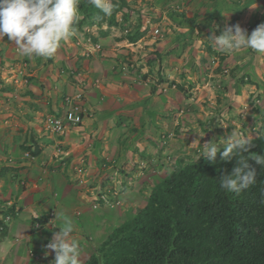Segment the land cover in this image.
I'll return each mask as SVG.
<instances>
[{
	"label": "crops",
	"instance_id": "crops-1",
	"mask_svg": "<svg viewBox=\"0 0 264 264\" xmlns=\"http://www.w3.org/2000/svg\"><path fill=\"white\" fill-rule=\"evenodd\" d=\"M139 1V22L124 7L122 25H86L53 58L25 57L0 39V264H54L46 241L65 219L85 264L204 143L262 129L264 55L224 54L208 38L237 23L251 34L264 0ZM80 91L83 121L49 132L46 117L63 116Z\"/></svg>",
	"mask_w": 264,
	"mask_h": 264
},
{
	"label": "trees",
	"instance_id": "trees-1",
	"mask_svg": "<svg viewBox=\"0 0 264 264\" xmlns=\"http://www.w3.org/2000/svg\"><path fill=\"white\" fill-rule=\"evenodd\" d=\"M112 2L108 17L82 0L78 25L122 24L128 13L122 22L116 14L125 0ZM261 131L252 138L249 158L264 155ZM200 156L154 185L146 205L114 228L85 264H264V166L251 160L257 182L229 193L219 177L231 172L238 157L225 162L218 154L212 164Z\"/></svg>",
	"mask_w": 264,
	"mask_h": 264
},
{
	"label": "clouds",
	"instance_id": "clouds-1",
	"mask_svg": "<svg viewBox=\"0 0 264 264\" xmlns=\"http://www.w3.org/2000/svg\"><path fill=\"white\" fill-rule=\"evenodd\" d=\"M80 3L81 0H0V39L7 35L25 57L53 58L64 43L78 34ZM87 3L108 17L112 16L115 7L112 0H87ZM208 40L224 54L250 49L264 55V23L259 24L251 34L237 23L226 27L219 36L213 34ZM261 138H264V131H261ZM251 147V137L234 131L227 140L214 138L204 143L200 157H205L212 164L216 163L218 154L225 162L238 157L231 172L222 171L219 177L223 190L238 194L257 182L256 169L250 161L264 166V155L256 154L249 158L247 154L251 153ZM58 215L56 211V217ZM59 228L60 231L47 245L55 252L54 264H83L80 242L73 235V221L65 219Z\"/></svg>",
	"mask_w": 264,
	"mask_h": 264
},
{
	"label": "built area",
	"instance_id": "built-area-1",
	"mask_svg": "<svg viewBox=\"0 0 264 264\" xmlns=\"http://www.w3.org/2000/svg\"><path fill=\"white\" fill-rule=\"evenodd\" d=\"M154 34H159L160 29L155 28L153 31ZM94 47L99 50L101 48L100 43H95ZM84 94L82 91L77 92L72 96L66 98L68 108L63 116L48 115L45 119L46 129L53 134H63L68 127L72 125L80 124L83 121V117L86 113L82 105V99ZM57 122L59 123V128L57 127ZM117 192H114L113 195L102 196V199L105 203L114 204V198L116 197ZM95 207H98V204H95ZM1 224V223H0ZM4 229L3 224L0 225V231ZM51 241H47V245Z\"/></svg>",
	"mask_w": 264,
	"mask_h": 264
},
{
	"label": "rangeland",
	"instance_id": "rangeland-1",
	"mask_svg": "<svg viewBox=\"0 0 264 264\" xmlns=\"http://www.w3.org/2000/svg\"><path fill=\"white\" fill-rule=\"evenodd\" d=\"M82 1V0H81ZM125 3H126V5H125V7H128L129 5H131L132 7H133V11H135L134 13H132L131 14V16L132 17H135L136 19H137V22H139V20H141L142 19V15L141 14H143V13H146L145 11H143L142 9H141V4L142 3H140V1L139 0H125ZM81 4V3H80ZM137 7H140V9L139 8H137ZM148 7V6H147ZM124 11H125V9L124 10H120V12H118L117 14H116V17H118V20H119V22H122L123 21V19H122V16H123V13H124ZM143 11V12H142ZM150 17L152 16V15H149ZM81 17H82V14H81ZM96 24H98V22L97 21H94L93 22V25H96ZM103 24H105L106 25V23H104V22H102V24L100 25V26H102ZM122 25V24H121ZM130 25V24H129ZM78 27V29H80V30H83L84 32H85V30H86V28H88L85 24L83 25V26H77ZM90 28V27H89ZM137 28H139V27H137ZM129 26H127V28L125 27V28H123L122 27V30L125 32L126 30H127V33L129 32ZM138 31V30H137ZM131 32H133V30L131 31ZM90 42H92V40L90 41ZM132 68H135V67H132ZM199 79L200 78H202V75L201 76H199L198 77ZM199 109H203L205 112H204V114L205 115H211L212 114V112H211V109H210V107L209 106H207L206 104H204L203 106H201ZM243 110H246L245 108L243 109ZM244 112L245 111H241V114H238L239 115V117H241V115L242 114H244ZM247 116V115H246ZM262 118H261V122L264 124V115L263 116H261ZM247 125V123L245 122V126ZM259 124H258V128H259ZM221 130L224 132L225 130H224V128H221ZM246 130H247V128H245L244 129V135L245 136H247L246 135ZM237 131H240V129L239 130H237ZM260 131L261 130H259V129H253V131L252 132H254V133H260ZM203 151V150H202ZM202 151L200 152L201 154L200 155H202ZM197 153H199V152H197ZM187 162V161H186ZM183 163H180L179 165H177L178 167H180L181 165H182ZM150 188H151V186H149ZM105 191H107V190H104V192ZM111 192L109 193V191H108V193L109 194H113V192L114 191H116V189H114V188H112L111 190H110ZM117 193H118V191H117ZM101 196V195H103V194H98V196ZM98 201H99V198L97 199ZM97 200H95V201H97ZM0 203H2V199H0ZM3 207H5L4 205H2L1 206V208H3ZM1 225V224H0ZM5 230V227H4V229L2 230V231H4ZM48 241H51V240H48ZM47 242V241H46Z\"/></svg>",
	"mask_w": 264,
	"mask_h": 264
}]
</instances>
